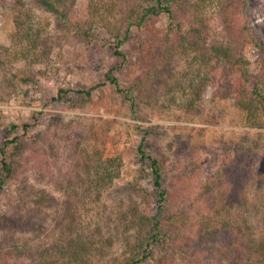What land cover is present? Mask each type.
Segmentation results:
<instances>
[{
  "label": "rangeland",
  "instance_id": "374dc122",
  "mask_svg": "<svg viewBox=\"0 0 264 264\" xmlns=\"http://www.w3.org/2000/svg\"><path fill=\"white\" fill-rule=\"evenodd\" d=\"M23 1L40 46L26 50L25 56L18 53L11 39L15 0H0V149L6 140L23 133L25 126L29 134L42 132L54 138L40 154L27 151L29 163L24 155L20 158L26 170L8 180L0 192V264H32L24 242L53 246L58 239L54 224L58 212L41 208L35 202L36 194H30L45 187L33 177L38 170H48L45 158L54 152L50 169L68 170L64 149H55L67 145L54 135L52 123L58 115L63 118L62 128L82 130L88 137L94 133L105 142L103 156H118L122 161L119 177L100 188L99 196L79 188L80 196H75L78 231L97 246L86 256L87 264H119L128 255L134 225L147 210L145 187L154 190L151 175L139 178L142 163L136 149L140 143L148 156L161 161L163 185L175 194L161 216L166 208L180 209L175 219L180 226L178 236L193 238L201 221L210 216L201 196L206 185L232 193L239 186L245 191L246 204L231 208L224 216L230 224L247 222L250 237L264 247V115L248 116L224 81L206 85L200 98L191 92V81L200 72L193 66V53L182 46L162 55L153 50L168 27L166 13L155 19L153 41L146 30L132 27L119 48L122 55H115L108 43L111 40L105 32L98 33V26L91 41L70 30L75 23H85L91 0H74L63 21L36 0ZM93 2L101 11L108 7L107 14L116 12L113 7L110 10L112 0ZM246 13L264 53V0H250ZM186 28L178 31L174 26L171 37L185 34ZM151 42H156L152 49ZM243 53L249 69L257 72L254 46L247 44ZM107 73L118 87L106 79ZM88 89L90 95L83 93ZM192 99L196 101L190 105ZM226 200L228 205L231 199ZM6 220L14 224V233L5 227ZM23 227L28 229L23 231ZM164 233L162 244L151 246L152 256L162 251L172 264H233L194 242L178 250V241L171 245Z\"/></svg>",
  "mask_w": 264,
  "mask_h": 264
},
{
  "label": "trees",
  "instance_id": "16d2710c",
  "mask_svg": "<svg viewBox=\"0 0 264 264\" xmlns=\"http://www.w3.org/2000/svg\"><path fill=\"white\" fill-rule=\"evenodd\" d=\"M36 1L55 14L58 21L68 17L74 3V0ZM249 1L198 0L190 3L188 0H112L110 10L113 7L116 12L109 11L107 14L105 11L109 10L108 7L101 11L91 0L85 23H75L70 30L75 36L91 41L95 37V27L98 26V33L105 32L111 40L108 43L113 48V53L122 55L119 48L127 40L132 27L146 30L153 41L156 35L155 19L158 14L164 12L168 16V27L163 33L162 42H151L150 49L156 44L153 50H157L160 55L178 49V46L192 52L193 66L200 72H197L196 78L191 81V92L200 98L206 85L224 81L229 85V92H235L236 104L248 116L254 118L258 112L264 115V53L246 13ZM23 7V0H15L12 16L14 31L11 39L14 46L18 47V53L25 56L26 50L38 49L40 41L39 34L33 31L29 19L31 14ZM174 26L178 31H182L186 26L185 34L171 37V29ZM212 28L215 30L213 34ZM247 44H252L256 49L257 72L249 69V60L244 56L243 51ZM106 79L118 87L111 73L106 74ZM90 92V89L83 91L86 95H90ZM195 101L196 99H192L190 105ZM59 116L61 115L56 116L57 121L52 123L54 135L59 136L67 145L61 148L57 145L55 149H64L62 153L64 161L68 162V170L57 172L50 169V162L56 153L54 152L53 156L45 158L47 162L44 164L48 170H38V174L33 177L38 184L41 183L45 187L38 193H33L35 190L30 191V194H36L35 202L41 205V208H51L58 212L54 223L58 239L53 246H32L24 242L22 247L29 248L27 255L32 264H87L86 256L97 249V246L93 242H87L78 231L75 196H80L78 188L99 196L100 188L108 186L119 177L122 161L118 156L104 157L101 149L105 142L94 133L88 137L82 130L69 129L67 126L62 128L63 118H58ZM27 131L25 126L23 133L6 140L0 149V192L8 180L21 176L22 170H26L20 160L23 159L22 156H25L27 151L33 155L41 152L44 150L41 148L54 138L46 133L29 134ZM136 150L142 163L138 167L139 178L144 180L151 175L154 190L145 187L147 210L145 214L143 210L139 215V222L136 221L134 225L133 237L127 242L128 255L119 264H172L167 254L162 251L151 255V246L162 244L160 235L163 231L164 237L171 245H174L175 239L178 241V250H182L183 245L190 248L191 242H194L207 247V250L218 256L227 258L233 264H264V247L256 245L252 236L250 237L251 227L247 222L230 224L224 216L231 208L246 204L242 187L237 186L232 193L230 190L221 192L217 186L206 185L201 196L210 216L201 221L193 238L178 236L180 226L175 224V219L178 213H182L180 209L176 206L174 209L166 208L161 216L163 208L170 204L168 200L175 196L173 191L170 192L163 185L164 168L161 161L156 156H148L142 143L138 144ZM39 154L37 156L41 160ZM30 159L27 154L24 160L29 163ZM46 187H53L54 190L48 193ZM55 191L62 197H57ZM226 199H231L228 205L224 204L229 201ZM218 224L221 225L222 231H219ZM4 225L14 233L11 220L4 221ZM32 227H35L34 223ZM25 229L28 228H22L23 231ZM213 235L216 238H211Z\"/></svg>",
  "mask_w": 264,
  "mask_h": 264
}]
</instances>
